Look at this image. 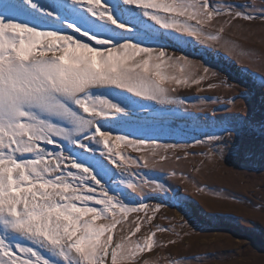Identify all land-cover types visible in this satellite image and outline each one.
Masks as SVG:
<instances>
[{
	"label": "snow or ice",
	"instance_id": "1",
	"mask_svg": "<svg viewBox=\"0 0 264 264\" xmlns=\"http://www.w3.org/2000/svg\"><path fill=\"white\" fill-rule=\"evenodd\" d=\"M235 21L264 23V0H0V264H153L142 254L166 247L156 233L179 234L152 224L132 239L154 220L146 209L162 207L147 203L146 190L163 192L182 212L186 201L154 174L131 169H154L168 152L193 146L143 133L186 111L191 102L172 93L211 73L170 45L218 46L233 56L238 46L223 34L240 27ZM212 124L206 140L211 154H222L223 136L239 135L238 127ZM239 127L264 138V117ZM121 145L141 155L114 151ZM132 213L145 216L130 220Z\"/></svg>",
	"mask_w": 264,
	"mask_h": 264
},
{
	"label": "rangeland",
	"instance_id": "2",
	"mask_svg": "<svg viewBox=\"0 0 264 264\" xmlns=\"http://www.w3.org/2000/svg\"><path fill=\"white\" fill-rule=\"evenodd\" d=\"M225 2L244 3L246 0ZM223 19L217 18L212 23L218 27ZM234 23L240 27L226 30L223 34L225 39L238 46L233 56H228L218 46H212V50L207 51L199 45H170L177 50V54L183 53L207 65L211 73L201 85L181 86L172 93L191 102L186 111L181 108L162 123L157 118L160 127L143 133L154 135L160 141L181 145L191 143L193 146L168 152L166 155L169 159L157 164L154 169H131L154 174L155 180L175 190L186 201L182 212L163 192L146 190L147 203L151 207H162L154 213L146 209L154 220L151 224H142L141 231L132 239H141L152 224L174 229L179 234L174 235L171 231L156 233L155 239L158 243L166 244V247H157L142 254L153 264H168L169 259L188 257L197 258L192 264H264V138L252 136L239 127L241 121L264 117V84L250 75L264 77V59H248L249 53H254L257 58L264 57V23ZM214 30L205 28V31ZM209 84L215 87L209 88ZM198 87L202 90L198 91ZM232 97L237 98L234 104L227 102ZM202 98L220 102L202 103ZM213 121L231 123L239 131V135L223 136L227 147L218 155L211 154L210 143L206 140V134L217 131ZM196 139L206 142L195 144ZM233 144L237 146L235 149L232 148ZM245 149L250 150L248 154H245ZM114 151L136 159L141 155L131 146L126 148L121 145ZM216 152L220 153V149ZM113 171L116 169L113 168ZM197 186L211 191H199ZM125 191L139 199L130 189ZM229 196L238 199H229ZM137 215L144 217L145 213H132L129 219ZM184 220L191 227L182 228L180 225ZM114 234L119 237V226ZM170 239L177 242L168 244Z\"/></svg>",
	"mask_w": 264,
	"mask_h": 264
}]
</instances>
